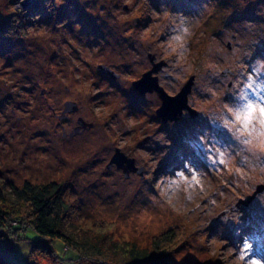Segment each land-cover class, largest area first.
<instances>
[{"label": "rangeland", "instance_id": "1", "mask_svg": "<svg viewBox=\"0 0 264 264\" xmlns=\"http://www.w3.org/2000/svg\"><path fill=\"white\" fill-rule=\"evenodd\" d=\"M161 3L196 16L186 53L169 51L163 21H122L136 8L123 0H0V23L13 12L32 20L25 34L0 39V175L18 186L62 183L76 221L114 239L148 245L179 229L174 264H264V195L237 206L264 183L247 179L264 169V153L216 119L221 102L245 110L264 104V59H257L264 56V0H141V11H160ZM241 34L259 40L237 57ZM150 54L165 61L154 74L168 92L170 79L185 84L195 76L189 103L196 117L185 110L164 121L155 91L142 95L133 81H121L151 70ZM159 132L172 143L150 145ZM116 148L141 171L126 176L109 167ZM145 150L158 162L142 168ZM24 236L38 237L33 230ZM31 239L8 244L19 264ZM54 247L57 264H89L60 240Z\"/></svg>", "mask_w": 264, "mask_h": 264}, {"label": "trees", "instance_id": "2", "mask_svg": "<svg viewBox=\"0 0 264 264\" xmlns=\"http://www.w3.org/2000/svg\"><path fill=\"white\" fill-rule=\"evenodd\" d=\"M29 19L23 22L13 12L5 24L0 23V39L25 34ZM70 206L62 183L25 181L18 186L0 175V264H19L8 244L21 236L31 239L24 236L29 230L38 237L31 239L26 264H57L55 240L89 264H174L171 254L178 247L179 229L154 236L148 245L114 239L80 224Z\"/></svg>", "mask_w": 264, "mask_h": 264}, {"label": "clouds", "instance_id": "3", "mask_svg": "<svg viewBox=\"0 0 264 264\" xmlns=\"http://www.w3.org/2000/svg\"><path fill=\"white\" fill-rule=\"evenodd\" d=\"M56 2L59 3L61 2V0H56ZM123 3L136 5V8L134 11H132L130 16L120 17L122 21L128 20L131 22L133 20V17L147 15L151 16V20L153 21V27H155L154 21L156 19H159L164 22L162 24V28L165 30L163 40L169 51L172 54H177L178 52H180L181 49L183 50V53L187 52L189 39L191 38L192 33L195 29V15L186 14L183 10L173 11L172 8L166 3H161L160 11H157L155 8H150V10H147L146 12L141 11V0H138V2L137 0H123ZM143 4L150 6L151 0H143ZM258 14H264V10L259 11ZM245 27L247 28L248 26L245 25ZM147 31L151 32L152 29L150 28ZM244 36L245 34H241L240 37H237V40L239 41V48L235 50V54L237 57H239L241 50L248 48L249 43L258 42L259 40V38L254 41L246 38L242 39L241 37ZM148 43H151V41L149 40ZM155 46L156 45H153V47ZM183 53L178 55L177 58L180 59ZM244 54L247 55L248 53L245 52ZM257 59H264V56H258ZM184 71L186 73L187 69L185 68ZM117 74L119 75V73ZM119 76L122 82L127 81L128 83H131L132 81L137 80H125L121 75ZM167 87L171 89V91L167 92V94L172 97H175L182 91L181 89H184L185 85L183 84L182 78L174 77L168 81ZM99 89L101 92L104 91L101 86L99 87ZM108 90L112 91L109 85ZM190 97L191 91L188 93V102L190 100ZM124 103H126V100L124 101ZM248 105H251V107H247V109L245 110L239 109L238 106H234L228 102L218 103L216 105V119L224 127H226L237 139L240 140V138L242 137H251L252 139L243 140V143L245 145H249L253 150L264 153V104H252L251 102H249ZM254 122H258V131H254L252 128ZM151 137L153 139L148 143L153 147L155 146V141H159L161 144L168 145L172 143V141L167 138V134L165 132L156 133ZM139 155L140 159L138 160V163L141 164L142 168L145 165L147 167H151L153 164L158 162L156 159L153 158V152L150 150H145ZM247 179L253 181L260 180L264 182V169H262L259 174L253 173L250 177H247ZM242 190H246V186H243ZM236 194L239 195V193ZM262 195H264V193L259 194L260 199ZM261 201L264 202V199H261Z\"/></svg>", "mask_w": 264, "mask_h": 264}, {"label": "water", "instance_id": "4", "mask_svg": "<svg viewBox=\"0 0 264 264\" xmlns=\"http://www.w3.org/2000/svg\"><path fill=\"white\" fill-rule=\"evenodd\" d=\"M155 55L150 54V59L153 62V67L151 70L143 74L139 80L133 81V86L142 95L146 92H156L162 100L161 106L157 109V115L164 121H174L178 120L185 110L189 111L192 117H196L198 112L193 108L188 102V93L192 91V86L194 83L195 76H192L184 85V89L172 97L167 94V90L159 83V78L154 73L158 72L164 65L165 61L155 62ZM100 71L104 73H109L115 75L113 70L103 64L98 67ZM79 129V128H78ZM75 130L76 131H78ZM116 164L117 168L124 170L126 176L129 175L131 171H141L135 166V159L128 157L120 148H116L115 154L113 155L109 167ZM264 192V183L258 184L255 192L245 199H241L237 204L239 208H247L255 197Z\"/></svg>", "mask_w": 264, "mask_h": 264}, {"label": "flooded vegetation", "instance_id": "5", "mask_svg": "<svg viewBox=\"0 0 264 264\" xmlns=\"http://www.w3.org/2000/svg\"><path fill=\"white\" fill-rule=\"evenodd\" d=\"M157 59V56L155 57V60ZM161 70V69H160ZM155 75V74H154ZM158 94V93H157ZM159 96V95H158ZM70 115V114H69ZM69 115H67L66 114V117H64V118H68L69 117ZM68 116V117H67ZM74 136V135H73Z\"/></svg>", "mask_w": 264, "mask_h": 264}, {"label": "snow or ice", "instance_id": "6", "mask_svg": "<svg viewBox=\"0 0 264 264\" xmlns=\"http://www.w3.org/2000/svg\"><path fill=\"white\" fill-rule=\"evenodd\" d=\"M247 107H251V105H248Z\"/></svg>", "mask_w": 264, "mask_h": 264}]
</instances>
